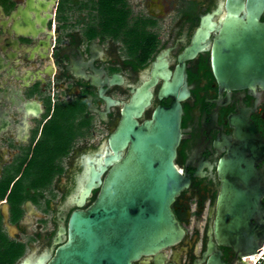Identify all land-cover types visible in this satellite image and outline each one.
Returning a JSON list of instances; mask_svg holds the SVG:
<instances>
[{"label":"flooded vegetation","instance_id":"obj_1","mask_svg":"<svg viewBox=\"0 0 264 264\" xmlns=\"http://www.w3.org/2000/svg\"><path fill=\"white\" fill-rule=\"evenodd\" d=\"M122 30L141 32L132 50ZM157 57L169 74L157 78L136 120L174 106L176 91L158 93L182 80L174 166L187 185L170 210L183 237L132 264H241L234 249L208 243L219 160L242 143L237 132L264 144V0H0V250L21 251L12 264L52 254L66 236L58 230L76 209L84 176L97 169L123 103L150 80ZM54 121L70 131L65 145ZM47 150L57 157L41 185L34 160ZM256 167L264 178V160Z\"/></svg>","mask_w":264,"mask_h":264},{"label":"water","instance_id":"obj_2","mask_svg":"<svg viewBox=\"0 0 264 264\" xmlns=\"http://www.w3.org/2000/svg\"><path fill=\"white\" fill-rule=\"evenodd\" d=\"M168 74L165 61L157 57L150 80L123 103L117 126L104 142L105 151L95 158L97 169L91 167L88 177L84 176L76 209L66 228L58 230V236H66L52 254L33 261L31 253L19 264H132L182 239L183 230L170 210L174 197L187 185L174 166L180 139L179 101L186 95L180 89L182 80L178 78L174 87L164 84L158 93L162 99L176 91L174 106L156 108L141 125L136 120L149 105L150 88L158 77L166 80ZM97 114L104 118L103 113ZM235 138L242 143L217 165L220 190L208 247H213V238L240 258L257 253L264 239V178L256 167L264 160V144L252 131L237 132ZM92 190H98L94 201L81 209ZM209 264L220 263L213 258Z\"/></svg>","mask_w":264,"mask_h":264},{"label":"rangeland","instance_id":"obj_3","mask_svg":"<svg viewBox=\"0 0 264 264\" xmlns=\"http://www.w3.org/2000/svg\"><path fill=\"white\" fill-rule=\"evenodd\" d=\"M121 35L122 38L126 41V43L129 45V49L132 50L135 47V43L136 41L142 37V34L140 31H131L128 32L126 30H122L121 31ZM53 126H54V133L53 135L56 137V140H60L62 145H65L66 138L70 137V131H67V134H62L61 131H59V127H57L56 122H53ZM56 127V128H55ZM53 129V128H52ZM58 129V131H57ZM64 133V132H63ZM66 133V131H65ZM61 135L64 136L65 139L62 140ZM97 137L102 138L104 137V132L100 131L97 135ZM55 150H47L44 151L42 153V156L40 155L39 157H37V159L34 160V179L38 184L43 185L44 183L48 182L51 178V170L47 169L50 161H52L53 159H55L57 156H55ZM55 156V158H53ZM4 246V245H3ZM9 251L12 252L11 248H9ZM21 253V251H17V254L19 255ZM13 256V254H11V257ZM17 256V255H16ZM2 260L0 261V264H2Z\"/></svg>","mask_w":264,"mask_h":264},{"label":"built area","instance_id":"obj_4","mask_svg":"<svg viewBox=\"0 0 264 264\" xmlns=\"http://www.w3.org/2000/svg\"><path fill=\"white\" fill-rule=\"evenodd\" d=\"M241 264H264V239L258 252L250 256L240 258Z\"/></svg>","mask_w":264,"mask_h":264},{"label":"trees","instance_id":"obj_5","mask_svg":"<svg viewBox=\"0 0 264 264\" xmlns=\"http://www.w3.org/2000/svg\"><path fill=\"white\" fill-rule=\"evenodd\" d=\"M11 254H13L12 257ZM17 257H18L17 252L14 250L12 252L9 251L6 245L4 246L3 250H0V261L1 260L3 261L2 264H12Z\"/></svg>","mask_w":264,"mask_h":264},{"label":"bare ground","instance_id":"obj_6","mask_svg":"<svg viewBox=\"0 0 264 264\" xmlns=\"http://www.w3.org/2000/svg\"><path fill=\"white\" fill-rule=\"evenodd\" d=\"M248 256H250V255H248ZM245 256H242V257H240V258H244Z\"/></svg>","mask_w":264,"mask_h":264}]
</instances>
